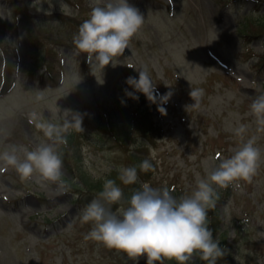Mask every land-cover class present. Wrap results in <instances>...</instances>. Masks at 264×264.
<instances>
[{"label": "rangeland", "instance_id": "374dc122", "mask_svg": "<svg viewBox=\"0 0 264 264\" xmlns=\"http://www.w3.org/2000/svg\"><path fill=\"white\" fill-rule=\"evenodd\" d=\"M63 3L67 9H61V0H0V152L13 144L36 146L42 133L29 123L32 112L58 124L67 118L66 110L82 118V132H67L78 136L62 156L64 188L22 180L14 168L0 171V264H144V259L84 239L92 225L80 222V210L102 190L88 188L87 193V185L77 182L82 171L92 182L115 181L126 195L135 187L119 180L120 169L133 161L127 149L135 146L132 138L148 133L156 137L144 150L154 170L139 173L137 184L176 185L184 195L195 190L196 176L206 175V165L211 169L219 163L210 157H230L241 143L257 137V174L251 183L239 182L225 212L219 207L222 236L217 240L224 237L229 243L217 264H264V131H257L249 112L251 100L264 93V30L257 23L264 22V0H128L144 22L117 65L103 70L73 44L91 0ZM25 31L36 39L40 63L31 74L27 71L36 59ZM47 68L52 77L44 74ZM141 69L147 70L157 95V103L149 101L154 127L135 125L128 145L119 144L106 127L100 130L99 121L111 117L117 122L121 93L122 105L135 116L139 102L126 90L135 96L140 92L126 81L138 80ZM191 88H202L204 94L199 108L186 110L194 103ZM169 92L168 102L160 105L159 97ZM239 124L248 125L242 140L233 132ZM240 222L242 234L233 226ZM196 259L205 264L195 254L192 264Z\"/></svg>", "mask_w": 264, "mask_h": 264}, {"label": "clouds", "instance_id": "9594fccd", "mask_svg": "<svg viewBox=\"0 0 264 264\" xmlns=\"http://www.w3.org/2000/svg\"><path fill=\"white\" fill-rule=\"evenodd\" d=\"M60 7L67 9L68 5L61 0ZM90 7L88 18L73 36L75 49L102 70L110 63L115 67L143 24L144 17L128 0H91ZM126 83L150 102L157 103L155 87L146 69L139 71L138 80L129 77ZM203 94L202 88H191L189 95L194 103L186 105V110L199 108ZM126 95L138 99L127 90ZM171 95L169 92L160 96V105L166 104ZM157 110L161 115L167 114L163 106ZM249 112L254 117L257 131H264V93L251 100ZM64 113L67 118L60 124L45 121L36 112L30 113L29 123L34 124L42 137L32 149L23 145L7 146L0 152V171L14 168L22 180H35L42 187L54 184L64 188L59 146L67 143L65 134L69 129L82 132L80 114L70 110ZM247 130L248 125L239 124L233 132L242 140ZM256 140L257 137L252 136L241 143L230 157H210L219 163L211 169L206 165V175L196 176L195 190L180 198H176L168 187L154 188L147 182H140L125 207L122 188L115 181L106 180L98 196L80 210V222L92 225L84 239L123 252L130 259L146 257L147 264H164L165 260L192 264L194 254L205 264H217L224 250L208 227V209L215 207L218 189L231 186L235 190L241 188L240 181L252 182L261 159ZM139 169L142 172L154 170L148 159L140 163ZM119 180L126 186L137 184V167H122ZM113 205L119 207L113 211Z\"/></svg>", "mask_w": 264, "mask_h": 264}, {"label": "trees", "instance_id": "16d2710c", "mask_svg": "<svg viewBox=\"0 0 264 264\" xmlns=\"http://www.w3.org/2000/svg\"><path fill=\"white\" fill-rule=\"evenodd\" d=\"M261 27L264 28V22H261ZM33 43L35 42V38L31 37ZM36 47V46H35ZM36 63V62H35ZM36 66V65H34ZM139 104H137V113L135 114V116H132L131 114H129V112L126 110V108L124 107V94H120L119 95V102H117L118 106L120 107L118 112L120 116L118 121L119 126L116 127V122L112 121L113 118L111 117H101V121H99V126H100V130L102 129V126L106 127L110 132L113 133L114 139L116 140L117 143L119 144H125L128 145L132 132H133V127H135V125H139V127H142L144 125H146L145 127L148 126V128H152L153 124H152V119L151 117H149L150 112H149V106H147L145 104V102L143 100H138ZM141 116L144 117L146 120L144 121L143 119H141ZM108 126V127H107ZM104 130V129H103ZM141 137L146 138L147 134H140V135H136L135 139L132 141L135 142V153L133 151H129L127 152V157L131 158L133 161L129 164V166H136L137 167V172L139 173H143L142 171H140L139 169V165L140 163L145 160L148 159L143 151V139H141ZM74 136H70L71 141L74 140ZM69 141V142H71ZM74 146V143H73ZM62 149V154L63 157L66 158L69 150L67 149V146H61ZM75 149V148H74ZM137 153L139 154V156L137 155ZM79 181L77 183L79 184H85L87 186L86 187V191L87 193L91 192V190L89 189H103V182L104 180L102 178H100L98 181L96 182H92L90 180V177L87 173L85 172H80V177L78 178ZM83 184V185H84ZM75 187L77 189H80L82 191V189L80 188V186L78 184H75ZM89 188V189H88ZM124 188V187H123ZM138 186L137 184H135V187L132 188L130 191L126 192V195H124V197L126 198V200H128L133 191L135 189H137ZM92 192H94L92 190ZM97 192V191H95ZM98 193V192H97ZM172 194L175 195L176 198H180V195L176 192V191H172ZM215 209H208V227L212 230L213 232V238L215 233L217 232V230H219V223H220V219L218 218V216L213 212ZM242 233V230L239 229V233ZM240 233V234H241ZM222 246L223 244H225V239H223L221 241ZM220 244V246H221ZM221 246V248H222ZM223 249V248H222ZM196 263L200 264L199 260L196 259ZM165 264H176L175 261H168L165 260Z\"/></svg>", "mask_w": 264, "mask_h": 264}]
</instances>
